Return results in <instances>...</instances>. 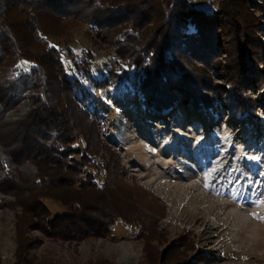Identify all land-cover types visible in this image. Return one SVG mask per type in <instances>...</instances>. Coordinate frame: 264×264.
Returning a JSON list of instances; mask_svg holds the SVG:
<instances>
[{
	"label": "trees",
	"instance_id": "1",
	"mask_svg": "<svg viewBox=\"0 0 264 264\" xmlns=\"http://www.w3.org/2000/svg\"><path fill=\"white\" fill-rule=\"evenodd\" d=\"M190 1L0 0V207L19 203L37 229L66 240L110 235L118 221L138 237L156 230L166 200L128 181L86 106L93 93L81 77L91 76L92 55L71 76L49 36L65 24H88L142 72L147 107L165 113L191 103L207 113L231 94L235 113L256 119L264 109V24L256 17L264 0H222L214 11ZM21 60L32 64L28 70H19ZM118 81L113 71L102 84ZM50 200L66 212L53 215Z\"/></svg>",
	"mask_w": 264,
	"mask_h": 264
},
{
	"label": "rangeland",
	"instance_id": "2",
	"mask_svg": "<svg viewBox=\"0 0 264 264\" xmlns=\"http://www.w3.org/2000/svg\"><path fill=\"white\" fill-rule=\"evenodd\" d=\"M221 2L190 1L213 11ZM256 17L264 24V11ZM260 37L264 41V32ZM49 40L71 76L75 64L92 55V74L81 77L93 93L86 106L120 153L128 181L161 195L168 212L148 238L118 221L110 235L66 240L37 229L21 204L0 207V264H205L207 253L213 264H264V109L256 119L237 115L230 94L225 106L207 113L191 103L162 113L141 98L142 72L88 24H65ZM25 62L19 70L32 65ZM113 71L119 81L102 84ZM222 79L217 75L218 83ZM47 204L53 215L66 212L55 201Z\"/></svg>",
	"mask_w": 264,
	"mask_h": 264
},
{
	"label": "snow or ice",
	"instance_id": "3",
	"mask_svg": "<svg viewBox=\"0 0 264 264\" xmlns=\"http://www.w3.org/2000/svg\"><path fill=\"white\" fill-rule=\"evenodd\" d=\"M25 63H27V62H25Z\"/></svg>",
	"mask_w": 264,
	"mask_h": 264
}]
</instances>
